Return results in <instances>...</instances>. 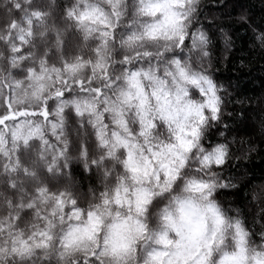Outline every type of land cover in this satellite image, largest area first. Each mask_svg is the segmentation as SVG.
Returning <instances> with one entry per match:
<instances>
[{
	"label": "snow or ice",
	"instance_id": "obj_1",
	"mask_svg": "<svg viewBox=\"0 0 264 264\" xmlns=\"http://www.w3.org/2000/svg\"><path fill=\"white\" fill-rule=\"evenodd\" d=\"M161 4L168 6L165 38L173 40L181 52L185 48L204 50V55L212 58L213 37L199 19L197 0H147L142 10L146 15L158 14L150 9ZM99 17L95 6L57 7L55 0L54 4L48 0H30V3L4 0L0 6L3 35L0 39L3 45L0 50L3 53L0 55V156L3 157L0 205L5 215L0 221V264H126L134 252L139 254L140 238L147 237L148 227L138 217L134 220L136 228L119 243L109 237L101 239L95 230L84 231L96 212L81 208L77 192L64 180L56 179L63 175L58 169L64 168L70 153L78 152L90 158L97 145L103 149L106 160L122 154L121 163L135 176L140 167L135 146L119 130L128 122L125 108L136 107L140 122L155 127V120L144 119L145 106L150 100L141 102V94L148 95L143 78L150 74L134 65L140 53L135 58L122 54L117 59L120 52L109 56L106 51L117 39L120 13L115 12L111 21L103 20L102 31H95L91 25ZM153 29V25L146 26L145 35L158 38L152 34ZM220 31L224 34L223 29ZM259 38L264 41V33ZM174 63L182 78L197 85L198 90L199 99L186 103L195 117L192 126L185 130L187 150L191 151L211 128L222 125L225 131L229 129L224 117L231 115L227 112L231 93L218 85L208 70L201 68L189 73L180 59ZM109 117L115 127L105 122ZM73 123L77 132L75 139L70 138L69 132ZM261 127L264 128V121ZM225 131L219 135L226 140ZM49 133L55 137L54 141L48 138ZM209 149L203 157L206 165L223 169L233 159L228 143L210 144ZM156 178L159 180L158 174ZM235 187L229 181L217 187L211 179H195L189 183L191 190L208 200L200 213L205 227L197 250V264L201 261L209 264L213 250L225 244H230L231 250L223 254L219 264H264V243L253 246L242 221L226 216L215 202L218 190ZM126 192V186L121 183L111 195L102 191L99 196L104 205L114 203L124 207L127 203L131 208L134 202ZM151 196L148 193L142 198L138 213L146 211ZM50 200L56 209L41 210V205ZM67 207L71 211L59 218L70 219V224L57 235L52 217ZM26 212L44 222L31 226L27 235L25 227H21V223L25 225L23 214ZM82 218L86 219L83 225L71 223ZM207 219L213 220L212 229L207 228ZM172 228L177 239L170 238L167 232L159 234L163 248L150 253V264H168L169 250L182 247L185 239L182 227L172 223ZM261 238L264 240V236Z\"/></svg>",
	"mask_w": 264,
	"mask_h": 264
},
{
	"label": "clouds",
	"instance_id": "obj_2",
	"mask_svg": "<svg viewBox=\"0 0 264 264\" xmlns=\"http://www.w3.org/2000/svg\"><path fill=\"white\" fill-rule=\"evenodd\" d=\"M48 2L54 4V0ZM25 3H30V0H25ZM146 3L147 0H144V3L142 0H73L72 2V5L77 7L95 6L99 9V21L91 25L95 31H102L103 20L111 21L114 13L118 11L120 27L117 39L114 44L108 45L107 54L112 56L113 53L120 52L135 58L137 53H140L139 58L134 59V62L139 61L137 68L150 74L149 77L143 78V88L148 95L141 94V102L150 100L145 106L147 116L144 119L155 120V127L147 123L142 124L138 109L129 106L124 110L128 122L119 129L135 146L139 170L135 176L127 171L121 163L124 156L120 153H117L115 158L106 160L102 155L103 149L97 145L90 158H84L78 152L70 153L64 168L58 169L63 175L57 176L56 179L64 180L74 189L75 185L68 169L73 163H77L86 173L91 172L95 166L97 184L109 195L119 184L123 183L126 186V196L134 202L132 207H128L127 203L124 207L114 203L104 205L99 195L92 194L88 208L93 209L96 215L89 218V226L84 229V231L95 230L101 239L109 237L113 242L119 243L136 228L135 218L138 217L143 221L148 227L147 237L140 238L139 254L134 252L126 264H150V253L163 248L159 243V234L167 232L170 238L177 239L172 223L182 227L185 239L180 249L169 250L171 258L168 264H185V262L197 264V250L202 243L201 233L205 227L204 218L200 213L208 204V200L204 199L201 193L191 190L189 183L195 179H211L219 187L224 183V176L222 171H217L215 167L203 163L205 153L210 150L204 143L206 136L202 135L191 151L187 150L185 130L192 126L195 117L188 111L186 103L199 97L193 95L197 85L182 78L174 61L180 59L182 66L189 73H193L201 68L209 70L212 67V58L205 56L204 50L185 48L181 52L173 40L165 38L168 25L165 13L168 6L161 4L152 7L150 11L158 14L146 15L142 10ZM197 3L200 4L201 0H197ZM149 25L154 26L152 34L158 38L145 35L146 26ZM76 28L82 30V26L77 25ZM132 33L135 35L132 36ZM0 39H3L2 32ZM145 52H151L152 55H143ZM2 54L0 52V55ZM177 169H179L178 178H176ZM157 174L159 180L156 178ZM148 193H152L151 203L147 204L146 211L138 213L137 207ZM76 198H80V193L77 192ZM215 202L226 216L231 217L228 209H225L217 199ZM54 209L56 205L51 200L41 205V210L45 212ZM66 215L64 210H59L56 216L52 217L57 235L65 231L70 224V219L59 218ZM4 219L3 205H0V221ZM42 223L44 222L38 220L36 215L27 218L24 225L25 234L31 232V226ZM71 223L83 225L86 219L71 220ZM213 227V220L207 219V228ZM230 250V244L217 246L213 250L209 264H219L223 254Z\"/></svg>",
	"mask_w": 264,
	"mask_h": 264
},
{
	"label": "trees",
	"instance_id": "obj_3",
	"mask_svg": "<svg viewBox=\"0 0 264 264\" xmlns=\"http://www.w3.org/2000/svg\"><path fill=\"white\" fill-rule=\"evenodd\" d=\"M72 2L55 0V5L63 7ZM3 3L4 0H0V6ZM220 4L223 6L217 7ZM199 11L200 21L213 37L212 67L208 71L218 85L231 93L227 107L231 115L224 117L229 129L225 131L222 125L213 127L204 140L205 146L228 143L233 157L223 169H215L223 172L224 181L236 187L218 190L216 199L229 210L233 219L242 221L253 246H257L264 243L261 238L264 236V128L261 127L264 121V41L259 38L264 33V0H201ZM121 55L116 58L120 59ZM139 63L135 61V67ZM193 95L198 97V90H194ZM105 122L115 127L110 117ZM88 131H91L90 126ZM221 131H225L226 140L220 137ZM69 132L70 138L75 139L74 123ZM48 138L55 140L51 133ZM68 171L74 191L80 193L78 204L87 210L91 195L98 196L103 191L97 184L95 166L86 173L80 164L73 163ZM70 211V207L65 208L66 213ZM23 216L26 220L32 214L26 212Z\"/></svg>",
	"mask_w": 264,
	"mask_h": 264
}]
</instances>
